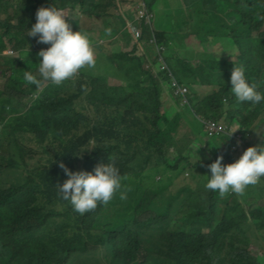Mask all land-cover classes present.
Returning a JSON list of instances; mask_svg holds the SVG:
<instances>
[{"label":"trees","instance_id":"1","mask_svg":"<svg viewBox=\"0 0 264 264\" xmlns=\"http://www.w3.org/2000/svg\"><path fill=\"white\" fill-rule=\"evenodd\" d=\"M120 2L0 0V264H264V205L243 207L264 199V176L238 201L206 189V174L196 175L217 156L222 164L235 160L233 135L247 148L264 127V102H238L229 83L232 68L242 66L264 95V0H176L186 12L176 8L164 28L152 27L153 16L150 25L141 20L134 40L125 28L133 15ZM162 3L144 0L135 15L160 12ZM50 6L95 13L111 26L108 38L119 33L131 50L93 43L94 72L85 66L59 85L27 84L23 72L38 75L40 61L31 48L48 47L27 31L36 9ZM65 20L80 29L79 20ZM190 33L199 42L217 38L224 52L180 57L177 40ZM8 49L16 55H3ZM117 74L123 82L106 86ZM172 79L188 88L185 99L168 91ZM204 87L212 90L199 97L195 89ZM199 118L222 132L236 129L210 134ZM42 154L44 162L36 159ZM108 162L120 170L125 199L117 193L79 214L59 197L56 185L67 178L60 163L91 172ZM180 172L196 183L172 189Z\"/></svg>","mask_w":264,"mask_h":264},{"label":"clouds","instance_id":"2","mask_svg":"<svg viewBox=\"0 0 264 264\" xmlns=\"http://www.w3.org/2000/svg\"><path fill=\"white\" fill-rule=\"evenodd\" d=\"M139 2L141 3L139 5H144V0ZM137 16L138 14L135 15L136 22L133 23L139 30L141 20H144L143 23L148 20L146 25H150L151 15H145L147 19L144 17L140 20H137ZM64 17L65 15L54 6L36 9L35 23L28 28L27 35L35 37L38 43L47 44L48 47L38 48L37 55L41 58L36 64L38 75L28 70L23 72V80L27 84L38 86L41 80H46L59 85L85 66L94 67L96 62L94 48L89 35L82 30L73 31ZM149 29L151 30V27ZM105 32L109 33L110 29L106 28ZM133 38L135 37L133 36ZM172 82L177 87L185 89L183 96L178 94V90L172 85ZM229 83L231 93L238 102H251L252 104L264 102V95L257 90L254 83L246 79L242 66L232 68ZM169 91L170 94L185 99L188 88L180 86L172 79ZM261 117L264 118V113ZM199 120L206 127L210 122H204L202 118ZM218 132L228 133L232 136L233 131L222 132L220 130ZM256 133L260 138L251 135L257 143L247 148L246 145H241L240 134L233 135L235 143H237L231 148L235 151V160L222 164V157L217 156L213 162L208 164L210 176L206 177L204 185L206 189L218 192L220 195L228 192L242 194L245 188H249L250 185H263L261 177L264 176V145H261V134L264 133V127L258 129ZM59 167L63 169L67 178L62 184L56 185L57 193L61 199L68 201L73 210L79 214L95 209L98 203H108L117 193L121 199L126 198L125 192L121 191L120 170L112 162L98 164L91 172L69 171L63 163H60Z\"/></svg>","mask_w":264,"mask_h":264},{"label":"rangeland","instance_id":"3","mask_svg":"<svg viewBox=\"0 0 264 264\" xmlns=\"http://www.w3.org/2000/svg\"><path fill=\"white\" fill-rule=\"evenodd\" d=\"M117 1H121L120 2V4H121V8L120 9H121L122 12H124L125 14L132 13V15H133L132 21H129L125 25V28L128 29L127 32L129 33L130 38L133 39L132 36H135V26H132V25L134 24L133 22H136L135 21V13H136V10H137V6L139 4H141L139 2L140 0H117ZM166 3H168V4L166 5ZM158 5H161V4H158ZM162 5L163 6L166 5V9H168V10H166V9L159 10L160 12H158L156 10L155 13L151 15V16H153V19H152V27L153 28H155V26L159 27V28L166 27L168 25L167 18L169 17V15L171 13H173V11H175L176 8H178V9L181 8V9L184 10V12H186L181 3H178V5H177L176 0H164V3H162ZM74 9H75L74 11L65 10V11H61V12L65 15V17H71L73 19L79 20L80 29L78 27H76L74 29L75 31L82 30V31L86 32L89 35L92 43H95L97 45H100V44H104L105 45V44L108 43L110 45V47H111V46H114L115 44H117L118 47H119V50H122L124 52H129L131 50V46L130 45L129 46L122 45L121 35H119V33L114 34V35H112L111 37L108 38V36H110V34L106 33L105 29L106 28L109 29V27H111V26L107 27V25H105L106 23H104V18H95V17H93L95 13H92V12H90L86 16L85 14H82V13L79 12V9H78L77 6L74 7ZM110 10L112 12L114 10V8L112 7V8H110ZM110 16L111 15H109V17ZM107 19L111 20V18H107ZM124 22H125V20H124ZM170 22L174 23L175 20L171 19ZM111 23L115 27L118 25V21L117 20L115 22L112 21ZM144 23L148 24V20H146ZM73 25H75V24H73ZM136 25H137V23H136ZM122 29H121V31H122ZM174 29H175L174 33H176L178 36H180V35H182V33H184L185 30L188 29V27L187 28L185 26H183L181 28L174 27ZM139 33H140V30H139ZM212 40H214V42H212ZM177 43H178L179 47H176L175 50L178 53V55L180 57L184 55L185 58L190 59V60H194V61H198L199 59L201 60L203 58L213 57L215 55L221 54V52H224V51H221V49H223L224 46H221V44L217 41V38H215L213 36H211L209 38H206V41H200L199 42L195 38L194 34L190 33L185 38L182 39L181 43L178 40H177ZM95 47L96 46H94V44H93L94 56L96 55ZM36 48L37 47L31 48V51H33V52L39 51L38 48L37 49ZM8 51H12V54H10V55H12V56L16 55V53L13 50H11V49H8L3 55H5ZM140 53H142V52L140 51ZM5 56H7V55H5ZM150 58L151 57L143 58V59L147 60V59H150ZM231 60H234V54L231 56ZM120 77H124V76L120 75ZM1 78H3V77H1ZM1 84H2V80L0 79V86H1ZM105 85L106 86H108V85H118V82L116 80H114L113 78H111V77H106ZM83 86L87 89V91L90 89L89 88L90 85H83ZM196 89H195V92L197 93V95L199 97H200V95H203L205 92H211V90H212L211 88H206V87L200 88L198 90H196ZM164 97H165V93L162 95V98H164ZM164 101L165 102H167V101L170 102V100L168 98L164 99ZM184 102H185V100H184ZM169 105H170V103L168 104V107H169ZM184 127H186V126H184ZM235 129H236L235 126H232V130L234 131ZM259 140L261 141V139H259ZM205 151L206 150H204V152ZM204 155L206 156L207 153L205 152ZM44 157H45V155L42 154V155H39L36 159L40 160L41 162H44ZM212 162H213V159H212ZM196 169H197V174L196 175L202 174V172H203V173L206 174V177L210 176V170H209L208 167L204 171L201 169L200 166L197 167ZM185 173L192 174V175L195 174L193 171H192V173H190V172L188 173V172L185 171ZM185 173H184V175H182V172H180V177L176 179L175 185L172 187V189H175V187H177L179 185H182L184 183H189L188 184L189 186H192L193 184L196 183L195 181H197V179H198L197 177L196 178L191 177V179H189V177ZM193 179H195V180H193ZM1 184L5 185L6 183H5L4 180H1L0 181V185ZM236 198H237L238 201H242V197L239 194H236ZM249 198H247V199H249ZM258 204H263L264 205V199L260 200V202H258L253 207H251L249 205H243V207H244L245 210L246 209L252 210ZM248 207H250V208H248ZM259 251L262 252V249L259 248ZM221 256L224 257L223 254Z\"/></svg>","mask_w":264,"mask_h":264},{"label":"built area","instance_id":"4","mask_svg":"<svg viewBox=\"0 0 264 264\" xmlns=\"http://www.w3.org/2000/svg\"><path fill=\"white\" fill-rule=\"evenodd\" d=\"M144 17L147 19V16H145L143 12H139V13H138V16H137V20H140V19H142V18H144ZM132 26H135V25L133 24ZM136 28H137V27L135 26V36H134V37H135V38H139V36H140L139 29H138V28L136 29ZM42 49H45V48H42ZM6 54H7V55H10V54H12V51H8ZM40 59H41V58H40ZM172 85L175 86V87L177 88V90H178V91H177L178 94H180L181 96H183V94L185 93V89H184V88H179V87H177V85H176L175 83H173V82H172ZM206 130H208L209 133L212 134V133H214V132L220 131L221 129L219 128L218 125H216V124H214V123H212V122H209V123L207 124Z\"/></svg>","mask_w":264,"mask_h":264},{"label":"crops","instance_id":"5","mask_svg":"<svg viewBox=\"0 0 264 264\" xmlns=\"http://www.w3.org/2000/svg\"><path fill=\"white\" fill-rule=\"evenodd\" d=\"M39 52V51H38ZM98 57L96 56L95 57V60L97 59ZM95 65H96V62H95ZM96 66H94V67H92L91 68V70L94 72L95 71V68ZM106 67V66H105ZM88 69H90V68H88ZM116 73H118V74H120V72H117V71H115V74ZM118 74L116 75V76H109V77H111V78H113L114 80H116L117 82H118V85H120L122 82H123V77H119L118 76ZM118 85H110V86H118Z\"/></svg>","mask_w":264,"mask_h":264}]
</instances>
